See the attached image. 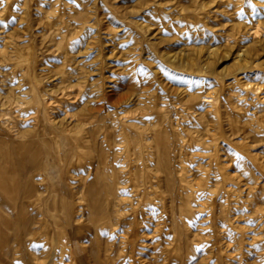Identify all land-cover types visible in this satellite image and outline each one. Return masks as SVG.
I'll return each mask as SVG.
<instances>
[{
  "label": "rangeland",
  "instance_id": "1",
  "mask_svg": "<svg viewBox=\"0 0 264 264\" xmlns=\"http://www.w3.org/2000/svg\"><path fill=\"white\" fill-rule=\"evenodd\" d=\"M0 114V264H264V0H0Z\"/></svg>",
  "mask_w": 264,
  "mask_h": 264
},
{
  "label": "bare ground",
  "instance_id": "2",
  "mask_svg": "<svg viewBox=\"0 0 264 264\" xmlns=\"http://www.w3.org/2000/svg\"><path fill=\"white\" fill-rule=\"evenodd\" d=\"M209 53H210L209 54V58H210V57H212L211 55H213L214 53L212 51ZM186 56H187V61L189 62V64L191 66L195 67L197 59L189 56L188 54H186ZM14 101L15 100H12L11 102H7V105L3 104L2 106L3 107H7V106L10 107L9 105L14 104ZM4 116L5 115L0 114V135H2L5 138H8L9 137L8 133H11L10 129H9V126L11 123L9 120H7V118L6 119L4 118L5 120H3L2 117H4ZM37 123L41 124L42 128L36 127L34 129H32L31 132L27 133V135L30 134L31 142L28 144L19 145V149H27L29 151H32V153H33L32 157L30 159V169H29V170H32L30 179L33 178L32 179L33 182L29 183V184L27 183L28 185L25 188L26 191L24 190L23 193H24V200L31 199L35 205L41 203L40 199H39V195H38L39 187L37 185H35V183H34V181H35L34 179L36 178V174H39L38 172H41V171H46L49 174H55V168H56V165L54 164L55 155L52 152L51 144L47 141V137H45V136H49V135L50 136H57L58 131H59V130H57L59 128L55 127V126H52L53 128H47V125L45 124V122H41L39 119L37 120ZM47 131H49V133H47ZM64 131L69 132V130L66 128L64 129ZM23 133H26V132H23ZM15 148H16V146H15ZM6 155H7L6 158L10 157V154H6ZM3 171H4V173H6V170H3ZM118 198H119V196H118ZM118 198H113V202L114 201H119V202L122 201L120 198L119 199ZM31 203L32 202L29 203L30 205L27 203L26 206H28V207L31 206ZM22 206L24 208V205H22ZM35 219H37V218H35ZM129 227H132V224H130Z\"/></svg>",
  "mask_w": 264,
  "mask_h": 264
}]
</instances>
